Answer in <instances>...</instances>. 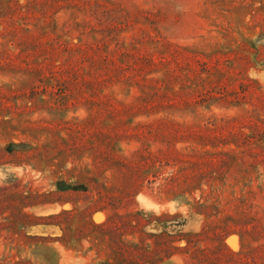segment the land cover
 I'll use <instances>...</instances> for the list:
<instances>
[{
    "label": "rangeland",
    "instance_id": "rangeland-1",
    "mask_svg": "<svg viewBox=\"0 0 264 264\" xmlns=\"http://www.w3.org/2000/svg\"><path fill=\"white\" fill-rule=\"evenodd\" d=\"M0 264H264V0H0Z\"/></svg>",
    "mask_w": 264,
    "mask_h": 264
}]
</instances>
